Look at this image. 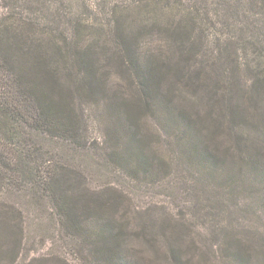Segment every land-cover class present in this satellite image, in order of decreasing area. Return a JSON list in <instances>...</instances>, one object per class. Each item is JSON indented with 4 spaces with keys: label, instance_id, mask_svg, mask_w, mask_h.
I'll return each mask as SVG.
<instances>
[{
    "label": "trees",
    "instance_id": "trees-1",
    "mask_svg": "<svg viewBox=\"0 0 264 264\" xmlns=\"http://www.w3.org/2000/svg\"><path fill=\"white\" fill-rule=\"evenodd\" d=\"M109 74L128 88H109ZM100 95L103 112L123 130L108 160L127 173L167 166L139 138L140 116L180 150L171 158L222 171L248 145L242 155L256 154L241 161L260 165L252 135L264 129V0H0V194L27 181L40 185L67 233L106 264L134 250L140 229L164 230L160 222L134 215L122 227L103 207L116 198L97 192L100 200L87 203V195L73 197L69 184H57L55 166L32 174L27 162L37 150L27 131L67 138L79 123L71 99ZM94 204L101 209L90 211ZM9 212L20 219L18 208ZM21 241L0 224V264L17 260ZM168 248L169 264H186L181 248Z\"/></svg>",
    "mask_w": 264,
    "mask_h": 264
},
{
    "label": "rangeland",
    "instance_id": "rangeland-1",
    "mask_svg": "<svg viewBox=\"0 0 264 264\" xmlns=\"http://www.w3.org/2000/svg\"><path fill=\"white\" fill-rule=\"evenodd\" d=\"M67 2L75 5L81 0ZM105 82L120 92L128 88L116 75L109 74ZM70 107L79 123H75L67 138L56 131L50 135L27 131L30 144L37 147L35 154L27 158L28 168L34 174L35 170L55 166L57 184H69L73 197L87 195V203L100 200L93 198L97 192L110 194L117 204L103 207L109 208L107 216L117 217L122 227H131L134 215L160 222L164 230L151 233L140 229L144 234L131 241L134 250L126 247L136 264H169L163 255H167L172 243L183 250L181 258L186 264H264V129L252 135L260 149V165L248 167L241 161V157L256 154L251 151L242 155L248 148L245 145L240 157L225 161V169L209 172L199 168L193 157L171 158L180 150L156 129L151 118L140 116L139 138L145 135L148 151H159L167 157V166L159 165L158 174L149 170L127 173L111 161L114 156H110V147L115 144L117 132L123 130L111 124L103 112L104 98L100 95L89 101L71 99ZM241 163L243 166H239ZM42 189L27 181L16 192L12 188L0 194V224L5 233L15 231L22 238L18 258L12 264H100L58 222ZM14 208L20 210V219L14 220L9 212ZM89 209L101 208L94 204ZM124 212L126 216L121 215ZM14 221L20 224L15 225ZM171 228L174 236L167 239ZM126 252L123 250L106 264H131Z\"/></svg>",
    "mask_w": 264,
    "mask_h": 264
}]
</instances>
